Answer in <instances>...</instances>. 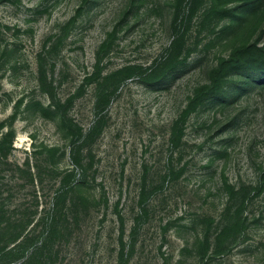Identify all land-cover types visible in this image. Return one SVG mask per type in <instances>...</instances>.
<instances>
[{
  "label": "rangeland",
  "instance_id": "rangeland-1",
  "mask_svg": "<svg viewBox=\"0 0 264 264\" xmlns=\"http://www.w3.org/2000/svg\"><path fill=\"white\" fill-rule=\"evenodd\" d=\"M243 1L0 0V264H264Z\"/></svg>",
  "mask_w": 264,
  "mask_h": 264
},
{
  "label": "trees",
  "instance_id": "trees-1",
  "mask_svg": "<svg viewBox=\"0 0 264 264\" xmlns=\"http://www.w3.org/2000/svg\"><path fill=\"white\" fill-rule=\"evenodd\" d=\"M255 0H244L242 3H241V5H240V8L241 9H244V8H246L247 6H249V5H252V4H254L255 2H254ZM232 60V58H230V61ZM252 62V60H246V62H244L246 65H244V66H239L237 69H240V68H244V69H250V65H249V63H251ZM262 65L260 66V67H258L257 68V70L259 69V70H261V72H263L264 73V62L263 63H261ZM256 67V66H255Z\"/></svg>",
  "mask_w": 264,
  "mask_h": 264
}]
</instances>
